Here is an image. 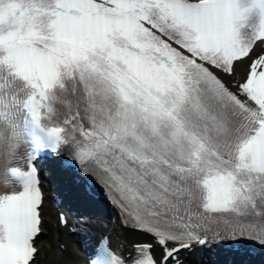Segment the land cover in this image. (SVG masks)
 <instances>
[{"label": "snow or ice", "instance_id": "obj_1", "mask_svg": "<svg viewBox=\"0 0 264 264\" xmlns=\"http://www.w3.org/2000/svg\"><path fill=\"white\" fill-rule=\"evenodd\" d=\"M44 154L150 238L90 264L264 246V0H0V264H36Z\"/></svg>", "mask_w": 264, "mask_h": 264}, {"label": "bare ground", "instance_id": "obj_2", "mask_svg": "<svg viewBox=\"0 0 264 264\" xmlns=\"http://www.w3.org/2000/svg\"><path fill=\"white\" fill-rule=\"evenodd\" d=\"M238 71H243L241 66ZM225 80H230V77H224ZM49 187H44V204L42 205L43 213V230L38 235L36 245L39 249L36 256V264H64L78 255V250L68 241L61 231L57 223L51 220V202L52 196ZM54 214V212H52ZM102 215H105L102 216ZM54 217V215H53ZM52 217V218H53ZM86 229L90 230L93 234H104L105 236L114 239L116 243L123 248L126 252L130 250L133 244L137 241L149 242L150 238L146 237L143 233L129 229L120 224L119 220L114 213H95L88 216ZM159 255V248L156 249ZM194 251H182L180 258L183 264H212L208 258L197 259Z\"/></svg>", "mask_w": 264, "mask_h": 264}, {"label": "rangeland", "instance_id": "obj_3", "mask_svg": "<svg viewBox=\"0 0 264 264\" xmlns=\"http://www.w3.org/2000/svg\"><path fill=\"white\" fill-rule=\"evenodd\" d=\"M53 215H54V217H53ZM52 217H53V218H52ZM50 218H51L52 221L54 220V221H53L54 223H56V215H55V213H54V214L51 213V217H50Z\"/></svg>", "mask_w": 264, "mask_h": 264}]
</instances>
